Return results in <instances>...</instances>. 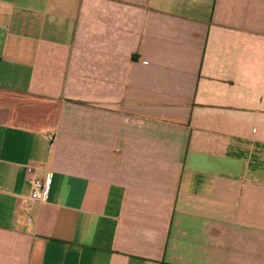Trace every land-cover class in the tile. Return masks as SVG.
<instances>
[{
	"label": "crops",
	"instance_id": "obj_1",
	"mask_svg": "<svg viewBox=\"0 0 264 264\" xmlns=\"http://www.w3.org/2000/svg\"><path fill=\"white\" fill-rule=\"evenodd\" d=\"M0 264H264V0H0Z\"/></svg>",
	"mask_w": 264,
	"mask_h": 264
},
{
	"label": "built area",
	"instance_id": "obj_2",
	"mask_svg": "<svg viewBox=\"0 0 264 264\" xmlns=\"http://www.w3.org/2000/svg\"><path fill=\"white\" fill-rule=\"evenodd\" d=\"M32 171V168L28 169L29 173ZM51 182V174H48L44 179H31V199L37 202H46L49 198Z\"/></svg>",
	"mask_w": 264,
	"mask_h": 264
}]
</instances>
